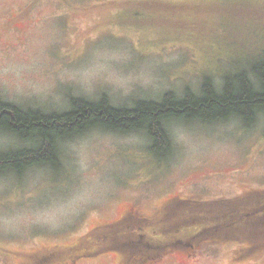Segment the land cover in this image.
<instances>
[{
    "label": "rangeland",
    "instance_id": "1",
    "mask_svg": "<svg viewBox=\"0 0 264 264\" xmlns=\"http://www.w3.org/2000/svg\"><path fill=\"white\" fill-rule=\"evenodd\" d=\"M65 2L0 0V100L45 112L67 110L73 97L133 107L168 92L199 95L206 79L221 91L224 79L250 75L264 61V0ZM167 129L171 155L150 151L143 133L93 130L59 142V170L0 178V264H71L78 255L85 257L78 264H123L151 256L136 248L121 253L115 243L122 240L178 244L154 264H264V239L198 240L177 224L185 212L162 219L181 200L264 192V116L253 126L232 117ZM25 145L0 133V153ZM132 213L140 220L124 221ZM127 225L138 226L135 236L118 238Z\"/></svg>",
    "mask_w": 264,
    "mask_h": 264
},
{
    "label": "trees",
    "instance_id": "2",
    "mask_svg": "<svg viewBox=\"0 0 264 264\" xmlns=\"http://www.w3.org/2000/svg\"><path fill=\"white\" fill-rule=\"evenodd\" d=\"M64 1L70 3L71 0ZM222 83L219 91L206 79L199 95L191 90L180 97L168 92L161 101H141L133 107L113 106L107 97L99 101L73 97L67 110L45 112L0 100V133L26 144L21 149L0 153V178L10 174L23 178L32 168L59 170V142L93 130L125 135L143 133L152 142L150 151L163 157L172 153L167 129L170 122L213 124L235 117L246 126H253L264 116V61L256 62L250 75L243 72ZM178 212H185L179 215L177 222L182 232L198 240L204 237L213 242L235 240L229 234L239 236L242 242H253L251 238L256 242L264 239V192L201 204L181 200L163 212L162 219H171ZM187 223L190 225H184Z\"/></svg>",
    "mask_w": 264,
    "mask_h": 264
},
{
    "label": "flooded vegetation",
    "instance_id": "3",
    "mask_svg": "<svg viewBox=\"0 0 264 264\" xmlns=\"http://www.w3.org/2000/svg\"><path fill=\"white\" fill-rule=\"evenodd\" d=\"M139 217L138 215H135L134 213H132L131 215H127L126 218L124 219V221H129V222H135V221H139ZM145 220V219H143ZM136 228H138V226L136 225H127L124 227V230L121 231L117 237L123 239L124 237H126L127 235H130V237H134L135 233H136ZM139 229L141 230V228L139 227ZM139 230V231H140ZM97 245H100L96 242ZM178 246L177 243H165L163 245L160 246H153V245H142L140 242H135V241H123L121 243H115V247H117L119 250H121V253H124L125 255H127V251L128 249H133L136 248V250L141 251L143 253H148L151 254V256L148 255H143V256H133L132 258H129L127 261H124L123 264H134V263H138V264H154L157 263L158 261H161L162 258L164 256H162L163 254L160 253V258L158 259V253L161 252L162 250L166 249L167 251L171 249V247H175ZM162 256V257H161ZM85 257L83 255H78L76 257V261L72 262L71 264H78L79 261L84 260Z\"/></svg>",
    "mask_w": 264,
    "mask_h": 264
},
{
    "label": "bare ground",
    "instance_id": "4",
    "mask_svg": "<svg viewBox=\"0 0 264 264\" xmlns=\"http://www.w3.org/2000/svg\"><path fill=\"white\" fill-rule=\"evenodd\" d=\"M21 147V146H20Z\"/></svg>",
    "mask_w": 264,
    "mask_h": 264
}]
</instances>
